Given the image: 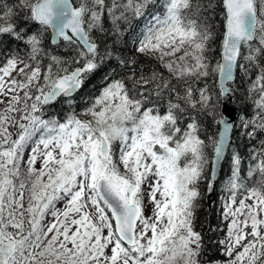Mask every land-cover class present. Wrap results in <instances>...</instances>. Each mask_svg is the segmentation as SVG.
<instances>
[{"label":"snow or ice","instance_id":"1","mask_svg":"<svg viewBox=\"0 0 264 264\" xmlns=\"http://www.w3.org/2000/svg\"><path fill=\"white\" fill-rule=\"evenodd\" d=\"M236 131L264 136V0H0V264H264V140L243 175Z\"/></svg>","mask_w":264,"mask_h":264},{"label":"trees","instance_id":"2","mask_svg":"<svg viewBox=\"0 0 264 264\" xmlns=\"http://www.w3.org/2000/svg\"><path fill=\"white\" fill-rule=\"evenodd\" d=\"M130 46V45H129ZM123 47V45H121ZM127 55V53H125ZM137 64L139 67H141L144 70V74L146 76L151 75V72L153 68H157L153 61L149 60L145 57H140L137 60ZM115 62H112L111 67H115ZM162 70V69H158ZM108 71V68L105 67L101 70V72L97 73V75L90 81V83L80 92L79 97L77 98L78 104H83V101L80 99V97H84L87 95L92 94L95 90L99 89L102 84V77L105 72ZM205 82H200L197 84V87H202ZM208 87L215 91V89L218 87V80H214L212 77H209L206 81ZM243 95V92H241L237 96V103L233 105V108L236 110L238 114L242 113L243 111H247L245 105L240 102V97ZM63 105V102L58 103L55 105L53 111H58ZM195 116L196 113H193ZM199 119L203 123L202 128V135H212L216 133L215 126H210L211 121L205 120L203 117H199ZM204 129H207L204 131ZM218 135V133H216ZM264 140V136H259L255 141H249L246 137L242 136L239 131H236L232 135V146L227 150L226 156H230L232 152L239 153L241 157V169L242 174L246 175L247 168L250 162V154L253 151V148H259L260 141ZM209 157L211 156V149H209ZM230 174V160L226 159L222 163V169H220L219 177L217 179L216 184V191L214 192V195L212 196L211 203L208 204L207 202V192H206V182L201 183L200 185V191H201V198L198 201V205L196 208V220H195V227L197 231H201L202 233H206L208 237H215L220 236L222 238L223 232H209V227L215 228L217 225L220 224L219 220V211H220V197L222 195L221 193V187L223 185V182L227 179V176ZM255 177L253 178V180Z\"/></svg>","mask_w":264,"mask_h":264},{"label":"water","instance_id":"3","mask_svg":"<svg viewBox=\"0 0 264 264\" xmlns=\"http://www.w3.org/2000/svg\"><path fill=\"white\" fill-rule=\"evenodd\" d=\"M227 153V152H226ZM224 162V160L221 162V164ZM219 172H220V169L217 170V179L219 177ZM214 195V193L209 197V195L207 194V202L208 204L211 203V199H212V196Z\"/></svg>","mask_w":264,"mask_h":264},{"label":"rangeland","instance_id":"4","mask_svg":"<svg viewBox=\"0 0 264 264\" xmlns=\"http://www.w3.org/2000/svg\"><path fill=\"white\" fill-rule=\"evenodd\" d=\"M37 167H39V164H37Z\"/></svg>","mask_w":264,"mask_h":264}]
</instances>
